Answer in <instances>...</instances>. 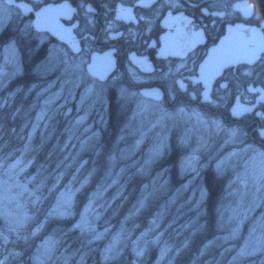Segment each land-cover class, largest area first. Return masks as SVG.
<instances>
[{"label": "trees", "instance_id": "trees-1", "mask_svg": "<svg viewBox=\"0 0 264 264\" xmlns=\"http://www.w3.org/2000/svg\"><path fill=\"white\" fill-rule=\"evenodd\" d=\"M44 51L34 54L26 46L18 73L13 67L0 73V174L23 186L15 189L23 193L18 203L32 217L21 232L27 242L8 233L0 218V233L8 236L7 243L0 239V259L26 251V264H36L28 257L39 249L44 264H128L136 259L137 243L145 251L138 264H250L263 258L239 255L248 228L233 236L236 222L223 219L229 175L209 166L188 184L193 176L182 174L181 150L173 144L145 164L155 144L136 146L131 107L114 92L100 104L57 94L60 76L37 71L38 65L47 69ZM62 199L71 200V217H48ZM82 215L103 234L100 239L74 227ZM114 241L119 256L105 261L103 250ZM8 264L18 261L9 256Z\"/></svg>", "mask_w": 264, "mask_h": 264}, {"label": "snow or ice", "instance_id": "snow-or-ice-1", "mask_svg": "<svg viewBox=\"0 0 264 264\" xmlns=\"http://www.w3.org/2000/svg\"><path fill=\"white\" fill-rule=\"evenodd\" d=\"M96 2L97 0H92V3H89L88 0H81L77 8H73L68 0H64L63 3L57 5L47 4L43 7L37 4L35 7L39 9L38 11L28 7L25 3L15 4V7L22 10L25 15L30 13L34 14L35 20L18 27L17 31L12 35L7 37L0 35V41L4 43L6 50H11L12 52H15L17 49H19L20 52H25L27 42L35 39L34 32L35 34H39L43 31L50 32L63 42L66 37L72 35L73 29L80 28L79 23L72 24L71 22L74 18L79 17L80 14L83 13L85 29L80 32V38L87 44L90 40L98 39L96 36H89L86 34L89 31L87 26L94 25L95 20L93 17L98 15L97 9L92 6V4ZM6 3L8 5H13L14 0H6ZM157 3H160L157 12L159 13L166 10L167 13L160 18L163 27L171 30L177 25H180L178 32L189 42L186 46V50L184 48H181L179 51L173 50L172 46L169 44V40L172 37L170 34L166 33L165 36L161 37L162 46L158 53L160 58L166 59L168 56H187L195 46L206 44L208 41L212 42V47L208 50L207 58L204 59L198 67L195 63L193 64L192 71H194L195 74L184 78L192 84L202 85V91L189 94L184 79H174L171 84H168V78L172 75V70L169 69V72L164 73L161 77V79L164 80V84L161 85L165 89L163 93L158 89H153L142 93V95L151 97L152 101L160 106V111L163 114L162 118L175 119L177 117H187L191 119L195 116L197 121L205 127H213L217 131H226L230 141L241 137H247L249 131H246L243 127L236 126L226 128L223 120L218 117H209L206 114L197 112L195 109L189 111L188 104H186L181 97L187 95L189 97V102L200 99L202 103L214 105L216 108H219L221 105L211 99L212 84L220 80H227L224 75L226 70L239 71L240 66H245V70L242 73L244 77L264 75V23H260L259 20H257L258 26H252L250 17L254 15L253 8L247 3L229 4L227 0H224L222 5L219 3V0H212L211 3H208L207 0H135L131 7L125 6L123 2L116 4L115 7H109L108 3L101 2L100 7L105 11V25L102 29L104 38L109 40L117 38L111 34L115 21L137 22V17L133 15V7L152 8ZM205 4H207V6H202ZM185 9L198 10L202 16L211 18L212 27L209 28L207 25L197 23L195 19L184 15L183 10ZM110 13H114L113 19L107 18ZM173 13H175V15ZM233 16L238 18L242 17L243 22L237 23L234 19H230ZM62 18L71 24L70 28H65L60 24L59 21ZM139 20L145 21L147 25L153 23L151 19L144 16H140ZM217 23H220L222 32L213 36V31ZM0 24H2V21H0ZM148 47L155 48L156 42L149 44ZM72 50L78 54L84 51V49L77 45H73ZM88 55L91 63L87 64V74L98 81H105L107 72L114 64L112 57L115 55V50H110L100 55L89 49ZM130 58L133 62H137L135 54H132ZM85 63L86 62L82 61L80 64H74L72 68L74 71H84ZM185 67V64L178 65L176 71L179 72ZM37 71H47V69L44 65H38ZM240 87L241 84L238 81L228 80L227 82L218 83V90H222L225 93V96L218 97V100L222 101L226 96H230L231 88L238 90ZM244 91L253 94L256 97V103L250 106H242L239 103L241 97L237 95L236 103L231 105L228 111L233 118V122L237 124L241 118H247L248 116L252 117L253 124L250 128V132L254 138V143L247 145L246 150L253 153L252 160L254 162L257 160L264 161V150H262L264 149V112L255 110L257 104L264 103V88L254 87L249 83ZM120 94L122 96H127L129 93L127 89L121 88ZM169 102H171L174 108V112L172 113L167 112L162 107V105ZM37 119H43V114L38 116ZM257 142L259 143V147L256 146ZM186 143V137L180 139L181 145ZM166 147L167 145L163 141L154 146L145 164H150L161 156ZM201 147H203V145H201ZM197 162L198 157L195 155V152H193L185 157L184 166L192 171H196L195 164ZM222 163L221 161L216 165L218 172L221 169ZM9 167L11 169L15 167V165ZM21 187L23 186L19 184L11 185L8 180H0V218H3L7 223L8 233H14L19 239L27 242L28 238L26 236H21V232L25 224L30 221L32 217L29 216L27 212L22 211V206L18 203L23 193L16 192L15 189ZM203 195L204 193L201 191L202 198ZM139 203L142 207L143 200ZM13 205H15V211L13 210ZM71 207L72 203L70 199L58 200L56 206L48 212V217L67 219L72 215ZM74 227L82 232L92 233L93 239H100L103 235L102 233H97L92 222L87 220L83 215L81 216L80 222L76 223ZM238 228L239 224L233 229V235H235ZM253 231H255V229H253ZM32 234L35 235V233ZM0 239L5 243L8 242V236L3 233H0ZM41 247L47 251L48 241H45ZM261 252H264V238L258 237L255 239L254 244L251 241L246 242L245 246L241 248L239 255L255 256ZM26 255V251H13L9 253V256L17 259L18 264H26ZM132 255H134L136 259H130L128 264H138V261L144 257L145 251L140 248L137 243L132 250ZM9 256L0 259V264H8ZM118 256L119 249L115 241L109 244L102 253V258L105 261L114 260ZM28 260H34L36 264H44V259L41 258L39 249L37 250V254L29 256Z\"/></svg>", "mask_w": 264, "mask_h": 264}, {"label": "flooded vegetation", "instance_id": "flooded-vegetation-1", "mask_svg": "<svg viewBox=\"0 0 264 264\" xmlns=\"http://www.w3.org/2000/svg\"><path fill=\"white\" fill-rule=\"evenodd\" d=\"M63 2L64 0H14L13 5H8L6 0H0V5L4 6L7 10L5 14L6 18H2L3 21L2 24H0V35H3L6 30L8 31L7 36L12 35L17 31L18 27L35 20L34 14L30 13L25 15L22 10L15 7V4L25 3L28 5V7L38 11L39 9L35 7L37 4H39L40 7H43L47 4L57 5ZM68 2L73 8H77V5L81 2V0H68ZM88 2L92 3V0H88ZM101 2L108 3L109 7H115L116 4L122 2L125 4V6L131 7L135 0H97L96 3H93L92 6L97 9L98 15L93 17L95 24L87 26L89 31L86 34L89 36H96L98 39L90 40L87 44H85V42L80 38V32L85 29L84 16L83 13H81L79 17L74 18L71 22L72 24L79 23L80 28L73 29L72 35L70 37H66L65 41H60L56 36H53L47 31L40 32L39 34H35L34 32L35 39L29 40L26 46H30L34 54L40 49H44V57L46 60H48L50 52L54 51V53H59L57 54V58H60L61 60H64L65 58L77 62H86L84 64L85 71L87 64L91 63L88 55L89 49L100 55H102L104 52L115 50V55L112 57L114 64L111 69L110 76L106 78L105 81H98L91 75H88L100 84L106 85L107 94L111 95V93L114 92L118 102L121 103V100H124L125 103L131 107V109L136 106L137 100H146L151 103L153 102L151 97L142 95L143 91H151L153 89H158L161 93L165 91V89L161 86L164 84V80H162L161 77L164 73L169 72V69L172 70V75L168 78V84H171L172 80L174 79L180 80L194 75L195 73L192 71L193 64L195 63V65L198 67V65L207 58L208 50L212 47L211 41H208L206 44L195 46L193 50L184 57L168 56L166 59H164L158 56L159 50L162 46L161 37L165 36L166 33L170 34L172 37L169 40V44L172 46L173 50L179 51L181 48L186 50V46L189 44L188 40H186L178 32L180 25H177L171 30L163 27L160 22V18H162V16L166 15L167 13L166 10L159 13L157 12V9L160 7V3H157L152 8L133 7V15L137 17V22L115 21L111 34L117 38L112 40L104 38L102 29L105 25V11L100 7ZM207 2L211 3L212 0H207ZM223 2L224 0H219L221 5ZM227 2L229 4L247 3L253 8L254 12V15L250 17L251 25L258 26L257 20H259L260 23H264V0H227ZM202 6H207V4ZM183 11L184 15L195 19L197 23L207 25L209 28L212 27L211 18L202 16L198 10L185 9ZM173 14L175 15V13ZM113 16L114 13H110L108 14L107 18L113 19ZM140 16L151 19L153 23L151 25H147L145 21L139 20ZM230 19H234L237 23L243 22L242 17L238 18L233 16ZM59 22L65 28L71 27V24L63 18ZM221 32V25L220 23H217L215 30L213 31V36H216ZM7 36L5 35L4 37ZM153 42H156V47H148V45ZM73 45L79 46L80 48L84 49V51L80 52L79 54L74 52L72 50ZM3 46H5L4 43L0 41V48ZM132 54H135L137 62H133L130 58ZM22 58L23 55L19 51L18 59L21 61ZM181 64H185L186 67L177 72L176 68ZM244 70L245 66H240L239 71L226 70L224 75L227 80L213 82L211 99L221 105L219 108H216L214 105L202 103L200 99L189 102V97L187 95H183L181 98L186 104H188V107H193L198 112L204 114H217L225 121V124L234 127H243L246 131H249V135L243 138H246L247 143L253 144L254 138L250 132V128L253 124L252 117L248 116L247 118H241L237 124L233 122V118L230 116L228 111V108L236 103L237 95H240L241 97L239 103L242 106H250L251 104L256 103V97L253 94H249L244 91L249 83H251L254 87L264 88V75L244 77L242 75ZM228 80L238 81L241 84V87L238 90L231 88L230 96H226L222 101L218 100V97L225 96V93L222 90H218V83L227 82ZM184 82L187 85L189 94L203 90L202 85L192 84L187 79H184ZM121 88L127 89L129 94L127 96H122L120 94ZM131 95L133 97H131ZM164 105L168 108H173L171 102ZM255 110L264 112V103L257 104ZM256 146L259 147L258 142Z\"/></svg>", "mask_w": 264, "mask_h": 264}, {"label": "rangeland", "instance_id": "rangeland-1", "mask_svg": "<svg viewBox=\"0 0 264 264\" xmlns=\"http://www.w3.org/2000/svg\"><path fill=\"white\" fill-rule=\"evenodd\" d=\"M6 11L5 7L0 5V21L6 18ZM57 54L59 53L50 52L46 66L53 77L55 76L56 78V74L60 76V83L55 90L57 94H67L72 97L79 96L80 101H82L81 104L87 103L90 100L99 104L101 101L107 103L105 100L109 94L106 93V85L100 84L91 78L85 70L74 71L72 65L80 64L81 62L65 58L61 60L57 58ZM18 58V49L12 52L11 50H6V46H3L0 49V61L2 62L0 73H4L7 67L8 69L13 67L18 73L20 70ZM131 97L133 96L131 95ZM162 107L169 113L174 112V108H168L165 105H162ZM188 109L191 111L195 108L188 107ZM87 114L88 112L80 117L81 121L86 120ZM206 115L223 120L217 114L209 113ZM162 117L163 114L160 111V106L154 102L151 103L146 100L136 101V106L132 108L131 117V121H135L134 125L136 126V130L134 131L136 146H141L145 142L153 143L156 146L163 141L167 145L166 149H169L172 144L179 147L181 152L177 161L180 170L182 174L190 173L193 176H188V184L192 182L194 176H197L206 167L211 166L217 170V163L222 161L220 171L223 174L229 175L228 183L231 189L224 199L223 213L225 212V216L223 219L226 223L235 221L236 226L239 224L238 231L243 229L244 226L248 228V233L239 251L245 246L246 242L251 241L254 244L256 238H264V161L257 160L254 162L252 160L253 153L246 150L247 145H249L246 138L241 137L230 141L226 131H217L213 127H205L197 121L195 116L191 119L187 117H177L175 119ZM223 122L226 128L234 127L225 124L224 120ZM183 137L187 138V143L181 145L180 139ZM152 149L150 150L152 151ZM166 149L163 151H166ZM193 152L198 157V162L195 164L196 171H192L184 166L185 157ZM6 174L7 172L0 174V180H8L11 185H16L17 182L9 179L10 176H6ZM11 174H14V172H11ZM20 189L23 190L24 188L21 187ZM13 207L15 208V205ZM21 210H24L23 206ZM24 211L27 212L26 210ZM231 232L233 233V229ZM261 253L264 255V252ZM262 259L250 264L264 263V256Z\"/></svg>", "mask_w": 264, "mask_h": 264}, {"label": "water", "instance_id": "water-1", "mask_svg": "<svg viewBox=\"0 0 264 264\" xmlns=\"http://www.w3.org/2000/svg\"><path fill=\"white\" fill-rule=\"evenodd\" d=\"M112 69V68H111ZM111 69L107 72L106 74V78H108L110 76V73H111ZM146 92V91H143V93Z\"/></svg>", "mask_w": 264, "mask_h": 264}]
</instances>
